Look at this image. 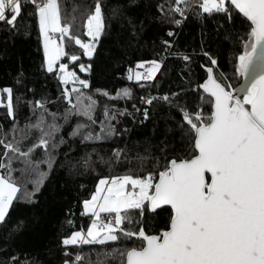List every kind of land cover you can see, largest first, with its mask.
<instances>
[{
  "label": "snow or ice",
  "instance_id": "6c2138e0",
  "mask_svg": "<svg viewBox=\"0 0 264 264\" xmlns=\"http://www.w3.org/2000/svg\"><path fill=\"white\" fill-rule=\"evenodd\" d=\"M23 3L31 5L32 14L38 16L43 67L65 86L61 95L69 107L60 114L47 108V99L34 104L29 101L39 115L34 122L29 120L20 126L15 121L13 89H0V106L13 120L7 131L0 128V223L5 222L14 201L31 198L39 191L53 168L56 149L65 142L62 136L57 140L63 127L60 119L67 123L73 115L86 118L88 123L78 121L69 135L98 141L119 136L121 130L112 121L117 114L127 112L113 106L110 113L105 104L100 130H91L97 123L98 102L94 93L84 91L89 81L73 70L78 66L86 72L90 65L80 63L79 55L66 50L68 45H76L83 56H93L105 28L100 0H95L94 10L86 15L81 27H77L75 15L63 11L62 0ZM194 3L200 10L192 9L197 15L222 13L229 21L237 14L246 18L247 30L243 36L237 33L242 51L234 54L233 64V76L243 82L233 87L227 76L217 75V60L204 52L210 66L202 65L206 78L195 89L202 90L200 104H206V109L197 105L189 111L174 99L178 93L141 97L145 104L161 100L180 113L176 122L187 137L190 151L167 159L162 169L157 166L147 171L141 164L135 171L125 169L111 174L122 159H129L126 148H114L107 161L110 174L101 176L81 202V215L87 216L90 223L76 229L69 220L74 230L62 239L64 246H103L136 237L131 246L112 248L103 253L104 257H118L119 264H264V0H170L168 12L186 18ZM21 11L22 0H0V22L14 26ZM173 22L180 24L181 19ZM163 43L171 46L169 41ZM175 55L190 60L186 54ZM65 58L76 62L73 68L64 62ZM160 67L156 59L137 61L134 68H128L127 79L147 84ZM94 92L113 98L101 89ZM131 96V89L125 87L114 98ZM143 115L147 119V108ZM37 151L43 155L33 159ZM136 159L143 161L147 157L137 154ZM89 160L90 157L84 161L86 167ZM41 165H46L47 171ZM141 171L144 174H138ZM16 172L19 177L14 176ZM28 182L33 184L31 192L26 187ZM157 209L167 215L154 231L145 230L146 221L133 219V210L139 217L147 210L151 218L153 214L160 215ZM65 255H74V259L64 264H76L88 256L79 251L69 253L67 247ZM86 264L94 262L88 259ZM95 264H100L99 253Z\"/></svg>",
  "mask_w": 264,
  "mask_h": 264
},
{
  "label": "trees",
  "instance_id": "16d2710c",
  "mask_svg": "<svg viewBox=\"0 0 264 264\" xmlns=\"http://www.w3.org/2000/svg\"><path fill=\"white\" fill-rule=\"evenodd\" d=\"M100 2L105 28L93 56H83L76 45H68L66 49L79 55V62L90 65V68L83 72L78 66L73 68L76 62L67 58L64 62L81 78L89 81V88L84 91L94 93L93 98L98 102L95 112L97 123L91 128L93 132L100 130L99 121L104 118L105 104L110 113L113 106L121 111L127 109L112 121L121 130L120 134L98 141L82 140L81 136L73 137L69 133L78 121L88 123L86 118L73 115L67 123L62 119L58 121L63 127L57 140L62 136L65 142L56 149L53 168L39 191L31 198L14 201L5 222L0 223V264H64L65 260L74 259V255H65L66 247L69 253L79 251L88 254L76 264H86L88 259L95 264L98 253L100 264H119L118 257H104L103 253L112 248L131 246L136 237L107 242L103 246H64L62 239L74 230L69 220L74 222L76 229L90 223L87 216L81 215V202L88 198L101 176L110 174L107 161L114 148H126L129 159H122L111 174L122 173L125 169L135 171L141 164L147 171H153L157 166L162 169L167 159L184 156L190 151L187 137L176 122L180 119V113L161 100H154L152 105L145 104L141 97L178 93L174 99L188 107L189 111L197 105L206 109V104H200L199 92L202 90L198 92L195 89V85L206 78L202 65L210 66L204 52L217 60L214 72L227 76L233 87L242 80L233 76L234 54L242 51L237 33L243 36L247 30L246 18L242 15H235L231 21L222 13L197 15L192 9L200 10L194 3L187 10L186 18H181L178 13L169 14L170 0ZM94 4L95 0H62L63 11L77 17V27L86 21V15L94 10ZM176 19H181V23L175 24L173 21ZM169 31L173 33L171 36L168 35ZM164 41H169L171 46L167 47ZM175 53L186 54L190 60L185 61ZM152 59L161 62L153 81L145 84L127 79L129 67L134 68L137 61ZM43 64L38 16H34L32 6L24 4L22 0V11L15 25L0 22V88L13 89L15 121L20 126L26 121L36 120L39 115V110L33 111L36 100L47 99V108L60 114L69 107L61 95L65 86L58 76L47 72ZM141 84L145 86L141 87ZM125 87L131 89V98H114L116 92ZM95 89L107 91L113 98L95 93ZM29 101L33 104H29ZM145 108L148 110L147 119L143 115ZM48 119L51 120V117ZM12 123L6 108L0 106V128L7 131ZM2 150L0 146V152ZM137 154L147 159L139 161ZM42 155V151H37L33 159H39ZM89 157V166L86 167L84 161ZM41 168L47 171L46 165H41ZM138 174L144 173L141 171ZM19 175V172L14 173V176ZM26 187L31 192L33 184L28 182ZM157 212L160 210L157 209ZM132 214L134 220L146 221V231L157 229L167 215L160 212V215L153 214L149 218L147 210L143 217H139L136 210Z\"/></svg>",
  "mask_w": 264,
  "mask_h": 264
},
{
  "label": "rangeland",
  "instance_id": "374dc122",
  "mask_svg": "<svg viewBox=\"0 0 264 264\" xmlns=\"http://www.w3.org/2000/svg\"><path fill=\"white\" fill-rule=\"evenodd\" d=\"M78 74V73H77ZM83 79V78H82ZM68 87H71V85H69ZM0 89H3V88H0ZM5 102H6V100H5Z\"/></svg>",
  "mask_w": 264,
  "mask_h": 264
},
{
  "label": "water",
  "instance_id": "95a60500",
  "mask_svg": "<svg viewBox=\"0 0 264 264\" xmlns=\"http://www.w3.org/2000/svg\"><path fill=\"white\" fill-rule=\"evenodd\" d=\"M242 82H243V79L241 80V82H240V83H242ZM237 86H238V85H237ZM237 86H236V87H237Z\"/></svg>",
  "mask_w": 264,
  "mask_h": 264
}]
</instances>
